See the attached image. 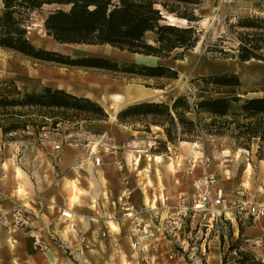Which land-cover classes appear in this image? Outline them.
Instances as JSON below:
<instances>
[{"label": "crops", "instance_id": "crops-1", "mask_svg": "<svg viewBox=\"0 0 264 264\" xmlns=\"http://www.w3.org/2000/svg\"><path fill=\"white\" fill-rule=\"evenodd\" d=\"M217 65L224 66L226 62L209 67ZM218 71L224 70L218 68ZM109 73L81 79L72 75L64 80L53 76L50 79L56 81L51 83L43 77L32 76L28 68L11 60H0V81L22 83V89L17 87L20 91H40L44 86H51L76 94L69 90L73 87L69 82L93 83L95 87L90 93L76 95L97 102L114 98L120 107L147 100L143 97L149 94L146 88L136 82H121L122 77L114 76L115 71ZM27 84L29 87H25ZM0 87V92H7L4 84ZM58 128L61 134L49 130L36 133L29 128L26 132L15 133L13 139H8L0 129V216L8 214L15 206L24 207L34 218L45 242V247L38 249L26 229L8 231L0 225V264H136V252L129 248V242L136 239L132 232L133 221L137 218L153 226L146 208L171 205L178 194L189 193L192 180L203 171L201 163L176 169L170 166L172 162L169 164L167 154L163 162L161 154H147L150 157L146 158L144 150L136 146L148 142L149 147L154 139H165L162 129L151 125L150 132H145L143 138L138 136L139 130L119 123L115 115L104 120H81L76 125L59 122L52 129ZM45 133L47 137L42 136ZM100 134H104V142H98ZM52 140L64 141L60 150L53 149ZM140 156L142 159L137 165ZM94 157H99V163L96 164ZM244 160L249 162L247 157ZM242 166L235 168L233 165L238 178L227 179L223 173L219 176L228 199L234 197L236 188L246 187L251 191L264 183V177L260 178L264 176L261 168L264 164H258L259 175L254 177L253 174L250 186H244L240 178ZM126 189L130 190L128 197ZM128 204L132 206L134 218L125 215L130 210ZM62 209L73 212V228H69L70 222L60 216ZM227 216L231 219H226L229 226L225 231L219 232L216 226L192 232L191 240L205 246L207 264H222V254L231 257L235 251H227L229 240L238 237L243 240L244 249L264 259V217H236L234 213L235 222H232V213ZM109 221L117 229H112ZM98 230L107 232L104 238L97 237ZM256 239L260 244H254ZM148 241L151 242V260L140 264H186L187 252L177 251L161 234Z\"/></svg>", "mask_w": 264, "mask_h": 264}, {"label": "trees", "instance_id": "trees-1", "mask_svg": "<svg viewBox=\"0 0 264 264\" xmlns=\"http://www.w3.org/2000/svg\"><path fill=\"white\" fill-rule=\"evenodd\" d=\"M0 48L14 51L32 60L69 66L101 68L144 77L175 79L174 68L136 61L118 64L104 55L70 57L53 49L36 46L27 32L34 12L45 11V34L59 43L107 45L142 56L182 59L201 39L195 10L204 0H0ZM169 17L184 21L177 24ZM226 29L236 39V46L224 50L217 46L222 37L205 48L222 57L264 61V14L238 16L227 22ZM195 91L178 94L170 102L141 100L122 106L115 115L119 123L149 132L150 126L162 129L165 139L156 138L160 154L166 143L194 142L203 134L224 138L232 149L250 151L255 141L257 159H264V76L251 82V88L239 73L220 72L200 75L191 80ZM249 91L262 95L247 96ZM103 106L89 97L64 88L44 86L40 91L0 92V129L8 139L29 128L37 133L59 122L78 124L81 120H104ZM140 124L141 128H135ZM28 138L29 135H24ZM229 226L227 220L224 221ZM228 228V227H227ZM220 242L223 238L219 235ZM238 237L229 240L227 251L236 257L222 264H259L244 249Z\"/></svg>", "mask_w": 264, "mask_h": 264}, {"label": "rangeland", "instance_id": "rangeland-1", "mask_svg": "<svg viewBox=\"0 0 264 264\" xmlns=\"http://www.w3.org/2000/svg\"><path fill=\"white\" fill-rule=\"evenodd\" d=\"M195 12L200 17L197 25L198 28L202 30L201 39L196 47H194L192 50L184 52L182 59H173L172 57H146L142 55L127 53L125 51H120L117 48H113L111 46L107 47V45L98 46L70 44L59 47L44 32L42 26L43 17L45 16L44 10L40 12H34L32 14L30 25L28 26L27 35L34 45L44 47L46 49H53L70 57L96 54L109 57L117 61L118 64L129 61H136L138 63L146 64H162L174 68L178 73V77L175 79L144 76L131 77L126 73L122 74V72H117L114 74V76L118 75L119 77H122L120 80L121 82H136L137 84H140L142 87L146 88V91H149V94L143 97H146L147 100L164 101L168 103L175 95H191L195 91V87L191 80L200 75L220 73V71H218V68H221L229 73H239L241 75V78L248 83V85H245L244 88H251V85L249 84H251L252 81L264 76V61L251 59V61H245L242 63V61L238 60L237 58L222 57L220 53L208 52L205 50V48L207 46L213 45L217 37H222V41L217 42V46L222 47L224 50H230V48H234L236 46V39L234 35L226 29L227 22H234L235 19L241 15L264 14V0H204L202 6L197 8ZM169 21L177 24H185L184 21L176 20L173 17H169ZM0 60H11L22 68H28L32 76L43 77L47 82L50 81L51 83H54L56 81L54 79H50V77L53 76L57 79L64 80L66 76L72 75H75L79 77V79H81L88 78L89 76L93 75L96 76L98 74H110L109 71L105 69L69 66L54 62L32 60L14 51L3 48H0ZM225 62L226 65L224 66L217 65L209 67L214 63L223 64ZM69 83L73 85V87H70L69 90H73L76 94L90 93L91 90L95 87V84L93 83ZM0 84H2L0 86H3V84L5 85L7 92H13L15 88L18 89L17 87L21 89L24 87L22 83L14 84V82L11 80H6L3 83L2 81H0ZM25 87H29L28 84ZM262 94L263 93L261 91H249L247 96ZM113 100L114 98L112 100L103 98L99 101V103L107 112L108 117L109 115H116V112L122 107H120V103L117 104ZM135 128H141V125L135 124ZM45 130H49L51 132H59L60 134L62 133L59 128L58 130H56L50 127H45ZM145 132L146 131L139 130L138 136L145 138ZM147 144L149 143L142 142L139 143L136 147L137 149L144 150L143 154H146V158L150 157V155L147 154H157L151 151V149H158L160 147L156 139H154V142L151 144V146L148 147ZM256 149L257 145L255 141L252 143L250 151L240 148L232 149L227 143L226 139L210 137L203 134L194 142L179 141L176 144L167 142L166 151L160 154L163 155L161 162H163V158H166L165 155L167 154L170 157L168 158L169 164L172 162L170 166H174V168L176 169H182L184 167H187L188 165L191 166L190 164H195V166H197L200 163L199 161L201 155H206L211 160L210 169L218 175V178L222 173L227 179L236 177L238 178V173L234 172L232 168L233 165H235L236 168L237 166H240L242 164L243 169L240 173V178L242 182H245L244 186H250L253 174L254 177H258L259 175L257 171L258 164H264V162L262 163V160L264 161V159H257L255 155ZM244 157H247L249 162H246L244 160ZM141 159L142 156L138 157L137 165ZM261 168L264 172V166ZM233 173L237 174V176H235ZM261 177L263 178L264 176H260V178ZM224 221L225 220H221L217 223L219 232L221 230L225 231L228 227L227 223H225ZM231 221L235 222L234 217ZM109 224L112 229H117L115 226H113L112 221H109ZM100 233L101 231L98 230L97 237H100L101 239L104 238L105 236H101ZM192 242L193 240L190 239L189 245H191ZM132 244L133 242H129V248L133 250ZM223 255L224 254H222V256ZM236 256V253H231V257H227V255H225L228 263L231 262ZM255 258L259 261V264H264V259L262 257L255 256ZM188 263V259L186 258V264Z\"/></svg>", "mask_w": 264, "mask_h": 264}, {"label": "built area", "instance_id": "built-area-1", "mask_svg": "<svg viewBox=\"0 0 264 264\" xmlns=\"http://www.w3.org/2000/svg\"><path fill=\"white\" fill-rule=\"evenodd\" d=\"M44 130L42 128V131ZM42 136L47 137L46 133ZM97 138L98 142H104L106 139L104 134L98 135ZM63 142V140H52L53 149L60 150ZM94 161L96 164L99 163V157H94ZM200 163L203 171L192 180V190L189 193L178 194L175 202L171 205L146 208L149 218L153 221V226L147 225L137 218L133 221L132 232L137 237L133 242L136 264L151 260V242L147 240H154L158 234L165 237L180 253L187 252L188 264H207L205 246L197 245L194 240L189 245L193 231L201 228H205V230L216 228L218 222L227 219L225 212L228 209H232L236 217H264V183L251 191L246 187L236 188L233 191L234 197L228 199L218 175L210 169V158L202 154ZM129 194L130 190L126 189L125 196L128 197ZM127 209L130 210L125 212V215L134 218L135 214L131 212V204L127 205ZM60 216L70 222L69 228H73L71 222L73 212L71 210L62 209ZM0 225L8 231L14 228L26 229L38 249L45 247V242L34 224V218L22 206H15L8 214L0 216ZM106 234V231L100 233L101 236ZM59 242L62 243L61 240ZM254 244H260V240L256 239Z\"/></svg>", "mask_w": 264, "mask_h": 264}, {"label": "bare ground", "instance_id": "bare-ground-1", "mask_svg": "<svg viewBox=\"0 0 264 264\" xmlns=\"http://www.w3.org/2000/svg\"><path fill=\"white\" fill-rule=\"evenodd\" d=\"M247 174H248V173H247ZM126 212H129V211H126ZM228 213H232V215H233V217H234L233 210H231V209L226 210L225 215L227 216ZM227 218H228V216H227ZM228 219H231V218H228ZM132 246H133V248H134V245H133V244H132Z\"/></svg>", "mask_w": 264, "mask_h": 264}, {"label": "water", "instance_id": "water-1", "mask_svg": "<svg viewBox=\"0 0 264 264\" xmlns=\"http://www.w3.org/2000/svg\"><path fill=\"white\" fill-rule=\"evenodd\" d=\"M45 32V31H44ZM53 40V39H52ZM54 41V40H53ZM59 47L60 46H63V45H70V44H66V43H59V42H56V41H54Z\"/></svg>", "mask_w": 264, "mask_h": 264}]
</instances>
